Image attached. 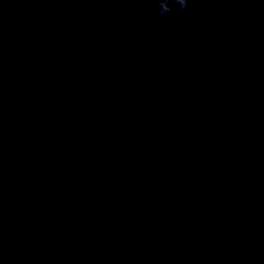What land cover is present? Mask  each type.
<instances>
[{
  "label": "clouds",
  "instance_id": "obj_1",
  "mask_svg": "<svg viewBox=\"0 0 264 264\" xmlns=\"http://www.w3.org/2000/svg\"><path fill=\"white\" fill-rule=\"evenodd\" d=\"M157 4V13L160 16H166L169 13L174 12L175 16L179 17L183 11L188 8L189 0H155ZM175 4L177 7L173 9L172 5ZM189 216L191 215V209H188ZM211 264H217L215 260L211 261Z\"/></svg>",
  "mask_w": 264,
  "mask_h": 264
}]
</instances>
